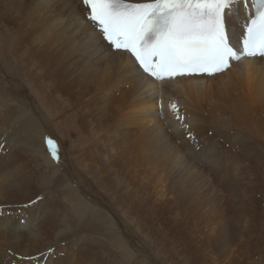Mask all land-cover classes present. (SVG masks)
Wrapping results in <instances>:
<instances>
[{
  "label": "bare ground",
  "instance_id": "obj_1",
  "mask_svg": "<svg viewBox=\"0 0 264 264\" xmlns=\"http://www.w3.org/2000/svg\"><path fill=\"white\" fill-rule=\"evenodd\" d=\"M164 83L81 0H0V264H264V60Z\"/></svg>",
  "mask_w": 264,
  "mask_h": 264
},
{
  "label": "snow or ice",
  "instance_id": "obj_2",
  "mask_svg": "<svg viewBox=\"0 0 264 264\" xmlns=\"http://www.w3.org/2000/svg\"><path fill=\"white\" fill-rule=\"evenodd\" d=\"M240 4L248 17L237 47L226 18ZM81 7L98 45L121 58L128 54L134 71L160 82L162 91H167L164 82L177 76L214 75L242 57H264V0H81ZM158 107L163 116L162 99ZM169 110L191 137L179 106L170 102ZM46 143L58 160L56 142Z\"/></svg>",
  "mask_w": 264,
  "mask_h": 264
},
{
  "label": "rangeland",
  "instance_id": "obj_3",
  "mask_svg": "<svg viewBox=\"0 0 264 264\" xmlns=\"http://www.w3.org/2000/svg\"><path fill=\"white\" fill-rule=\"evenodd\" d=\"M46 139H44V141H45ZM43 141V142H44ZM34 168H35V165H34ZM44 173H46V171H44V169H41V174H44ZM102 196V195H101ZM94 197H97V196H94ZM99 199H101L100 197H99ZM152 252V255H154V256H158L157 255V253L153 250V247H149V253L147 254V255H149L150 253ZM142 257L143 256H139L138 258H139V260H142ZM159 258V260L161 261V264H171V263H173V260H174V258L171 256V255H168V254H165L164 255V259H163V261L161 260V258L160 257H158ZM133 263H135V262H133Z\"/></svg>",
  "mask_w": 264,
  "mask_h": 264
}]
</instances>
